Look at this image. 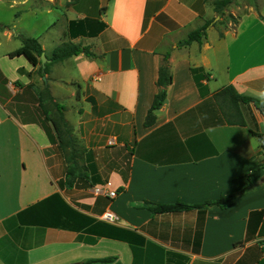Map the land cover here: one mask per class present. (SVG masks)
<instances>
[{
    "label": "crops",
    "instance_id": "1",
    "mask_svg": "<svg viewBox=\"0 0 264 264\" xmlns=\"http://www.w3.org/2000/svg\"><path fill=\"white\" fill-rule=\"evenodd\" d=\"M67 10L66 28L85 18L104 26L46 37L59 14L38 11L50 16L36 35L44 54L71 41L94 55L47 57L43 75L25 56H8L20 36L35 37L16 23L36 11L0 19V264H264V118L250 104L241 106L246 125L220 122L212 97L233 85L264 101V2L188 45H179L188 32L218 18L211 0H75ZM165 57L171 82L144 126ZM45 86L49 109L40 103ZM44 111L62 113L88 178L66 186L72 146L59 144ZM227 194L236 196L225 208L143 207ZM105 211L117 220L102 219Z\"/></svg>",
    "mask_w": 264,
    "mask_h": 264
},
{
    "label": "trees",
    "instance_id": "2",
    "mask_svg": "<svg viewBox=\"0 0 264 264\" xmlns=\"http://www.w3.org/2000/svg\"><path fill=\"white\" fill-rule=\"evenodd\" d=\"M235 0H211V4L213 7L214 12L216 13L217 18H211L209 20H205V22L196 27L195 29L188 32L185 39H183L179 45H188L193 41L202 42V40L206 37V31L210 26L216 25V23H220L223 26L227 27L229 23L237 24L238 20L241 17L240 15H234L231 12H228V7L234 2ZM254 8H258V5H254ZM246 11L243 12V14ZM91 22V21H90ZM89 22V19H78V20H71L68 24V35L71 38H74L79 35H89L92 36L96 34L103 26L104 23H100L97 27H94ZM98 22V21H96ZM98 24V23H97ZM220 35L222 33L220 32ZM22 41V45L8 53V56L14 57L18 55L25 56L28 61L33 64L37 65L38 73L43 75L47 72V65L42 67L40 55L44 52L40 42L36 37H29V36H20ZM83 53L86 56H93L94 53L90 51L87 46L81 45L79 43H74L71 41L62 42L59 45L55 46L48 57L51 61H62L70 56L78 55ZM167 58L165 57L164 62L158 68V76L156 80V85L158 86V91L155 93L152 103L146 113L144 126H150L155 121V110H157L164 102L166 98V87L171 82V73L169 67L166 63ZM194 72L197 69L192 68ZM49 95V89L45 86L42 90H40V103L44 102V98H47ZM213 99L218 103V107L220 108L222 114L224 115V119L220 120V122L230 123V124H240L246 125L245 120L242 115L241 106L245 105L247 107L251 105L263 116L264 118V101L253 97L250 95H245L236 90L233 85H227L214 93L212 95ZM43 105V103H42ZM46 118L51 121L53 124L60 142L59 144L63 147L72 146L71 140L68 136L69 134V127L67 126L66 122L63 119L62 113L60 112L58 117L50 118L46 111ZM259 136V135H258ZM78 157L77 150L75 148H71V151L66 155L67 166L65 172V184L66 186H72L75 179L77 177H87L88 175L79 169L78 165L76 164V159ZM235 194H227L218 197L215 200H206L201 203L197 204H188L177 200L172 203H156L151 201H144L143 207L150 211L152 214L157 213H167V212H177V211H185L192 208H200L206 206L216 205L221 208H225L234 198ZM109 258H105L102 261H107Z\"/></svg>",
    "mask_w": 264,
    "mask_h": 264
},
{
    "label": "rangeland",
    "instance_id": "3",
    "mask_svg": "<svg viewBox=\"0 0 264 264\" xmlns=\"http://www.w3.org/2000/svg\"><path fill=\"white\" fill-rule=\"evenodd\" d=\"M11 4H17L12 10L5 7V4L2 6L0 5V19L3 21H8L11 18H14L15 14H20L26 10L36 11L38 14L37 16H30L29 18H24L16 23L18 26H27L31 27L34 30L35 37L41 33V29L44 25L47 24L48 19L50 18L49 15L45 13H39L40 11H47L53 10L54 12L58 13L55 17L56 26L54 31L51 30L50 33H46V37H56L60 36V39L63 38V32H67L68 34V27H65V22L67 17H71L69 12H67V8L70 7L74 3L75 0H8ZM21 2H25V4H21ZM264 0H235L227 9L228 12H231L234 15H243L244 11H247L249 7L254 5L262 4ZM39 11V12H38ZM44 18V19H41ZM37 19V21H35ZM218 19V18H217ZM39 20V21H38ZM231 28L233 24L227 25V27ZM11 27V26H8ZM213 28L209 32V36L213 37L215 35L216 28L218 25L212 26ZM225 27V26H224ZM61 43V42H60ZM51 53V52H50ZM47 58V55H45ZM50 55H48L49 57ZM48 59V58H47ZM44 105L46 109H49V104L44 98ZM223 115V114H222ZM224 117V115H223ZM5 153H0V161H5L3 159Z\"/></svg>",
    "mask_w": 264,
    "mask_h": 264
},
{
    "label": "built area",
    "instance_id": "4",
    "mask_svg": "<svg viewBox=\"0 0 264 264\" xmlns=\"http://www.w3.org/2000/svg\"><path fill=\"white\" fill-rule=\"evenodd\" d=\"M93 192L96 195H105L109 198H113L116 196L115 190L104 191L101 187L94 188ZM101 217L102 219L110 222L117 220V216L113 214L111 211H105Z\"/></svg>",
    "mask_w": 264,
    "mask_h": 264
},
{
    "label": "water",
    "instance_id": "5",
    "mask_svg": "<svg viewBox=\"0 0 264 264\" xmlns=\"http://www.w3.org/2000/svg\"><path fill=\"white\" fill-rule=\"evenodd\" d=\"M40 59H41V65H42V67H43V66L45 65V61L48 60V59L46 58L44 52L41 53V55H40Z\"/></svg>",
    "mask_w": 264,
    "mask_h": 264
}]
</instances>
